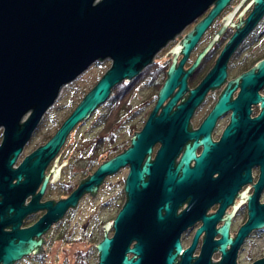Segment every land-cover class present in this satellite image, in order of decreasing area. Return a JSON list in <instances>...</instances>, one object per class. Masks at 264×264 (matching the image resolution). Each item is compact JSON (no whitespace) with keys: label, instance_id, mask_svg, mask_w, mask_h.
Wrapping results in <instances>:
<instances>
[{"label":"water","instance_id":"1","mask_svg":"<svg viewBox=\"0 0 264 264\" xmlns=\"http://www.w3.org/2000/svg\"><path fill=\"white\" fill-rule=\"evenodd\" d=\"M229 1L0 0V130H3L0 143V264H14L37 254L42 247L41 235L66 209L74 207L83 192H93L94 196L103 177L125 164L130 166L124 187L125 204L112 226L115 234L107 237L109 223L102 227L104 237L94 245L98 264H212L210 257L215 251L222 252L217 264H235L244 237L252 229L264 226V204L258 203L264 186V98L257 94L264 85V60L230 82L226 81V63L240 40L263 15L264 0H252L239 15L238 24H230L245 1L241 0L232 13L219 22L223 23L222 27L191 67L182 69L203 31ZM253 2V12L242 21L241 16ZM210 5H214L210 13L169 52L172 65L166 71L156 107L143 130L134 133L130 148L82 180L68 199L39 203L50 175H53L50 183L58 181L60 168L67 165L66 160L57 168L58 157L53 166L56 170L52 168L49 175L44 176L74 127L105 103L118 83L129 82L142 68L154 63L155 53ZM243 23L245 25L239 29ZM228 26L235 27V34L200 85L188 91L187 77ZM180 54L183 58L177 62ZM105 59L111 60L110 69L55 135L17 164L23 148L55 104L62 88L94 63H102ZM224 82L227 86L214 109L198 130H192L188 125L193 111L208 90H217ZM176 87L178 90L173 94ZM238 87L240 92L232 101V93ZM167 98L169 101L162 106ZM179 99L181 102L176 106ZM259 101L260 115L250 119V105ZM174 106L176 109L172 111ZM159 108L161 112L157 116ZM226 111H233L230 123L220 141L212 142L216 119ZM156 142L161 148L150 161ZM200 145L203 151L196 157L195 150ZM182 147V157L175 165ZM146 155L147 161L141 165ZM191 160L195 161L193 167L189 166ZM253 165L260 166L259 180L252 186L254 193L245 196L250 189L247 188L237 195L242 185H252ZM215 173L218 176L212 178ZM235 197H241L236 207ZM245 201H248V221L237 237L234 235V239H230V220ZM182 203L187 204L185 210L176 214ZM214 203L219 204L217 212L206 215ZM229 205L233 210L222 219ZM43 209L46 213L40 220L29 228L20 229L25 216ZM199 220L201 226L195 238L186 250H181V232ZM220 221H225L224 226L215 230ZM203 230L200 255L191 257ZM217 234L222 235L221 239L213 241ZM132 241L136 243L130 249ZM129 254L133 255L131 259ZM254 264H264V259Z\"/></svg>","mask_w":264,"mask_h":264},{"label":"flooded vegetation","instance_id":"2","mask_svg":"<svg viewBox=\"0 0 264 264\" xmlns=\"http://www.w3.org/2000/svg\"><path fill=\"white\" fill-rule=\"evenodd\" d=\"M251 1L252 0L244 1L243 5L238 9V11L231 19L230 24H238L239 15L244 11V9L249 5V3H251ZM240 2L241 0H230L229 5L223 8L220 15L215 16L213 18V20L203 31L193 48L190 50L182 69L187 70L191 67V65L195 62L197 56L204 51V49L212 41L215 34L222 27L223 23L219 22L222 21L225 16L232 13L233 8L237 6ZM254 5L255 2H253L247 8V10L241 16L242 21H245L253 12ZM213 8L214 5H210L209 7L204 9L199 15H197L194 19H192L182 28L180 34L175 35L174 40H169L164 47L159 49L153 56L154 63H149L147 66L142 68L136 76L132 77L129 80V82H125L123 80L111 90V93L113 92L115 95V101L113 103L112 108L113 119H110V110L104 116H102L100 120L101 133H98L97 136L93 137L90 140L81 139L80 143H77L76 140H74L71 143L69 138L74 137V134H72L73 131H75L77 126H79L82 122L74 127V129L67 136L64 144L62 145L56 156L49 163L48 167L44 172V176H48L52 168L56 170V167L53 166L55 165V161L58 157L59 158L56 163L57 168H59L66 160L67 165L60 168L58 181L50 183L53 178V175H50L44 193L39 200V203L42 204L48 201H53L54 203H57L60 200L68 199L72 195V193L78 189L82 180L86 179L89 176H92L98 170V168L103 165V163L111 161L117 155H121L123 153V150L127 151L128 148H130L131 139L133 138L134 133H140L143 130L151 112L156 107V104L158 102V93L166 80V71H168L170 66L172 65V57L171 53L169 52L178 43H180L183 39V36L188 35L194 29V27L210 13ZM244 25L245 23H243L239 27V29L243 28ZM235 32V27L231 28L228 26L219 38V41L217 43H214L212 48L209 49L201 58L197 67L186 79V88L188 89V91H193L196 87H198L200 83L204 80V78L207 76V74L213 69L216 60L219 58L226 44L230 41V38L235 34ZM182 58V54L178 55L177 62H179ZM106 60L109 59H105L104 61ZM262 60H264V13L256 22V24L251 28V30L240 40L234 51L230 54L229 59L226 63V81H234L242 74L249 72ZM98 64H100L99 61L94 63L92 66ZM254 72L257 73V70H255ZM105 73H103L99 77V79L91 87L89 92L93 89V87L98 83L100 78ZM227 82L221 84L219 89L217 90H208V92L204 96V100L193 111L189 119L188 127H190L191 125L192 130H198L200 128L203 121L208 117V115L211 113V111L217 104L219 100L218 97L226 88ZM239 84H241V81H239ZM177 90L178 87L173 90V94H175ZM188 91L185 92L183 96H186L188 94ZM89 92H87L84 97ZM239 92L240 87H238L236 91L232 93V101H235ZM257 94L264 98V85H262L258 89ZM84 97L81 99V101L84 99ZM81 101H79V103L72 109L68 117L80 104ZM168 101L169 98L165 99L162 106L166 105ZM180 102L181 99L176 102V106H178ZM106 104L107 101L102 105ZM260 104L261 101H259L256 105H250V111H252V113L249 115L250 119L257 118L260 115ZM175 109L176 107L174 106L172 108V111H174ZM160 112L161 108L158 109L157 116L160 114ZM232 113L233 111H226L216 119L214 128L211 133L212 142L220 141L224 130L230 123V117ZM61 125L59 126V128L61 127ZM86 141L88 143L85 145L84 142ZM160 148L161 144L159 142H156L152 146L150 161H153L155 159L156 153ZM183 151L184 147H182V150L178 157L175 158V165L179 163ZM201 151H203L202 145L196 148L195 156L199 157ZM22 153L20 157L22 156ZM20 157L18 158L17 164L20 163ZM147 158L148 155L145 156L141 165H144V163L147 161ZM193 164H195V161L191 160L189 166L193 167ZM129 173L130 166L129 164H125L123 167L118 168L116 172L103 177V180L98 185L94 196L93 192H83V194L77 199L75 206H69L64 212L63 216L57 222H54V224L51 225V227L41 235L40 239L42 241V245L45 241V237L48 232L54 229H59L61 231L63 225L66 222L71 221L73 214L76 213L83 204H92L94 202H98L97 215L98 222L100 221L98 226L95 227V231H98L103 239L104 231L102 227L109 223L111 226L107 231L106 235L107 237H112L115 234V229L112 226L114 225L116 217L118 216L119 212L122 210V207L125 204L124 187L125 180L128 177ZM259 175L260 166L253 165L251 167L252 185L250 183L242 185L241 189L238 190L237 195H241L243 192H245L247 188H250L245 194V196H252V194L254 193V187L252 186H255L257 184L259 180ZM217 176L218 173H215L212 178H216ZM40 187L41 185L39 186L35 194L39 192ZM106 189H114V197L109 198L107 201H104V199L99 201L100 197ZM30 198L31 197L29 196L25 200V205L29 202ZM240 201L241 197H235L233 200L234 206L236 207ZM258 203L259 205L264 204V186L263 190L260 193ZM186 206V203H182L180 208L177 209L176 214H179L181 211L185 210ZM218 208L219 204L214 203L210 207V210L206 212V215L215 214ZM232 210L233 207L229 205L225 209L222 219L225 218V214L230 215ZM105 211H108L112 217L107 222L104 221L105 219L103 217ZM45 213L46 210L43 209L38 210L35 213L28 214L22 219L20 229H26L33 226L38 220H40V218L45 215ZM247 221L248 201H245L237 208L234 213V216L230 220L228 232L229 238L234 239V235L237 237L240 228H242ZM224 223L225 221L218 222L215 225V230L222 228L224 226ZM200 226L201 221L199 220L198 222H194L191 227L186 228L181 232L179 236V246L181 250H186L190 246ZM4 231H10V229H4ZM204 234L205 230L201 232L193 249L191 257H198L200 255L202 246V236ZM221 237V234H217L213 238V241H218L221 239ZM135 243L136 241H132L129 248L132 249V246ZM226 250H230L229 245L226 246ZM132 256V254H129L128 258L131 259ZM210 259L212 264H217L222 259V252L215 251L211 255ZM263 259L264 226L258 229H252L251 232L246 237H244L241 245L239 246V249L237 250L235 264H254L255 262ZM178 261L179 258L176 257V262Z\"/></svg>","mask_w":264,"mask_h":264},{"label":"rangeland","instance_id":"3","mask_svg":"<svg viewBox=\"0 0 264 264\" xmlns=\"http://www.w3.org/2000/svg\"><path fill=\"white\" fill-rule=\"evenodd\" d=\"M110 67V60L91 66L74 82L62 88L55 104L44 115L39 126L26 144L20 157V162L55 135L57 129L68 117L72 109ZM109 110L110 108L107 104L99 106L86 121L82 122L73 131L74 137L69 138L71 143L74 140L77 143H80L81 139L90 140L97 136L98 133H101L100 120ZM2 132L3 130L1 129L0 143ZM84 143L86 145L88 142ZM114 193V189H106L99 201L103 199L107 201L109 198L114 197ZM97 207L98 202L83 204L73 214L71 221L63 225L61 231L54 229L47 233L45 241L37 254L24 257L14 264H76L78 253L86 252H88L86 264H98V255L94 245L96 246L101 242L102 236L98 231H95V227L100 222H98ZM103 217L105 222L112 218L108 211L104 212Z\"/></svg>","mask_w":264,"mask_h":264},{"label":"trees","instance_id":"4","mask_svg":"<svg viewBox=\"0 0 264 264\" xmlns=\"http://www.w3.org/2000/svg\"><path fill=\"white\" fill-rule=\"evenodd\" d=\"M115 101V95L114 93L112 92L107 100V105L108 107H110V119H113V103ZM111 123V122H110ZM88 256V252L86 253H78L77 257H76V264H86V258Z\"/></svg>","mask_w":264,"mask_h":264}]
</instances>
